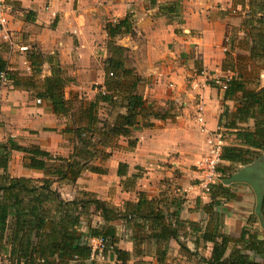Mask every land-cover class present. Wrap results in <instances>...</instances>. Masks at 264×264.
<instances>
[{
  "label": "crops",
  "instance_id": "crops-1",
  "mask_svg": "<svg viewBox=\"0 0 264 264\" xmlns=\"http://www.w3.org/2000/svg\"><path fill=\"white\" fill-rule=\"evenodd\" d=\"M6 3L8 24L0 32V58L6 61L13 79L0 91V117L5 121L0 123V141L11 137L18 142L29 131L40 133L54 129L59 119L64 118L61 133L67 136L70 149L61 157H68L73 146L71 137L62 131L72 124L78 109L71 110L68 115H57L49 102L37 98L34 91L23 86L22 81L32 74L28 51L53 55L71 80L65 87V98L79 99L80 105L86 107L105 91L112 46L123 47L124 65L141 78L146 103L157 111H167L168 116L164 120L150 118L152 126L134 129L132 135L138 139L134 148L128 147L127 138H118L116 147L106 149L111 156L99 164L106 170L104 173L84 170L74 184L63 182L55 186L81 184L80 191L92 192L116 207L125 201H136L137 191L160 199L168 206L162 204L164 211L172 212L179 204L178 217L186 222L180 230L179 241L192 253L172 239L163 264H202V258H208L212 250V243L202 238L211 218L203 206L211 199L209 191L206 192L199 181L195 166L201 150L207 148V138L220 128L219 119L224 108L227 107L229 113L235 110V102L223 99L224 90L212 78L224 80L232 75L222 69L225 51H230L232 56L242 53L240 48L250 29V12L255 10L254 0H155L154 4L150 0H7ZM127 15L132 21L133 34L110 39L106 25ZM19 46H27L29 50L20 52ZM41 73L40 78L51 75L48 62L42 64ZM262 78L264 71L260 74V86H264ZM99 105L107 108L108 113L103 117L99 111L104 109ZM198 105L203 110L204 130L195 120ZM97 109L98 117L110 124L119 113L126 111L103 101L97 104ZM224 133L223 143L238 144L232 130ZM260 157L264 161V150L255 160ZM253 162L245 166L221 163L231 165L228 171L231 176L246 172L251 179L230 184L224 182L226 179L222 181L231 187L235 197L223 200L217 209L222 220L219 232L233 238H238L245 228L264 229L253 181L260 175L249 174ZM119 163L128 165V177L134 173L140 175L132 188H125L124 178L117 176ZM174 170L180 173L179 179H169ZM26 171L28 173L20 176H42L41 172L27 168ZM87 173L101 176L99 182L86 181ZM218 181L220 177L214 183ZM263 185L260 183L262 195ZM96 220L99 219L95 218L93 224ZM114 225L118 248L131 253L126 264H159L154 245H148L147 251L142 250L144 255H134L131 231L121 221H115ZM1 259L9 264L6 255ZM92 260L94 264H116L107 256L96 255Z\"/></svg>",
  "mask_w": 264,
  "mask_h": 264
},
{
  "label": "trees",
  "instance_id": "trees-1",
  "mask_svg": "<svg viewBox=\"0 0 264 264\" xmlns=\"http://www.w3.org/2000/svg\"><path fill=\"white\" fill-rule=\"evenodd\" d=\"M150 3L154 4L155 0ZM254 6L255 10L250 12L249 32L240 48L242 53L232 56L226 49L222 63V69L232 74L224 79L223 99L233 100L235 110L229 113L228 108H224L219 129L222 140L224 132L232 130L238 144L223 143L217 166L220 181L209 185L211 201L203 209L211 218L202 238L212 243V250L208 258H202V264H264V229L245 228L238 238H233L219 232L222 220L217 210L224 201L235 197L231 187L222 182L231 176L232 173H228L231 165L221 163L245 166L264 150V86H260V74L264 71V0H254ZM132 26L130 15H127L114 24L108 23L106 32L113 39L118 35L133 34ZM124 50L112 46L104 93H99L86 107L80 105L72 124L62 131L71 137L69 140L73 145L68 157L56 156L35 144L22 145L11 137L0 141V257L6 255L9 264H94L90 238L101 239L105 246L103 254L116 264H126L131 253L118 248L115 221H121L131 231L134 255H144L142 250L147 251L148 245H154L156 261L163 264L172 239L192 253L179 241L180 230L186 222L178 217L177 203L174 211H164L163 205L168 206L160 199L149 198L146 192L137 191L136 201H125L116 207L86 190L66 200L55 186L63 182L74 184L84 170L104 173L106 170L99 164L111 156L106 149L112 148L118 138H127L128 147L134 148L138 141L132 135L134 129L152 126L150 118H167V111H157L146 103L141 78L124 65ZM27 54L32 74L22 81L23 86L34 91L37 98L49 102L55 114H70L72 101L65 98V87L71 80L58 60L35 50ZM44 62L50 64L51 75L40 78ZM3 71L13 79L6 61L0 58V73ZM100 101L126 111L119 113L110 124L97 115ZM13 152L22 153L23 166L41 172L42 176L10 175L8 167ZM127 167L126 163H119L117 176L124 178L125 188H132L140 175L134 173L128 177ZM261 216L264 221V195ZM95 218L99 220L93 224ZM0 264H5L2 259Z\"/></svg>",
  "mask_w": 264,
  "mask_h": 264
},
{
  "label": "rangeland",
  "instance_id": "rangeland-1",
  "mask_svg": "<svg viewBox=\"0 0 264 264\" xmlns=\"http://www.w3.org/2000/svg\"><path fill=\"white\" fill-rule=\"evenodd\" d=\"M42 75V73H41ZM264 78L261 79V83L263 81ZM7 86V85H6ZM69 95V94H68ZM84 99V96H82V101ZM34 103H35V98L33 99ZM79 99H74L70 104H71V110L74 111L75 109H78L80 103H79ZM99 107L101 109L104 110H100L99 114L101 115V117L105 116V114L108 113V111H106L107 108L100 106ZM107 112V113H106ZM64 118H60L59 121L54 125V129L51 130H43L42 132H34V131H29L27 134H23L20 138V141L23 143V145H31V144H35L40 146L41 148L47 149L49 150L52 154L57 155V156H65L68 154L69 149H70V145L67 142V136L63 135L61 133V129L63 128V124H64ZM205 122V121H204ZM0 123L4 124L5 121L2 120V118L0 117ZM121 142V141H120ZM118 145V141H115L114 146L116 147ZM206 149L201 150V157L203 154L206 153ZM264 161L262 160V158L260 157V159H257L253 162L252 165H250V170H249V174L254 175H260L259 178H257L255 180V182L259 183H264ZM23 162H22V154L19 153H13L12 154V159L11 162L9 164V169L8 172L10 175L12 176H20L23 174L28 173L26 171V168H24L22 166ZM169 167L172 168V165H169ZM142 171V169H140ZM139 170V172H141ZM31 173V172H30ZM173 173V176H171V178L169 179H179L180 177V173L177 171H171V174ZM40 176V175H38ZM37 175H32L30 177H38ZM87 177L86 181H89V183H98L101 176H97V175H92V174H88L87 173ZM162 181V180H161ZM116 184V182H113ZM81 184H75L74 186H67V185H58V189L62 195V197L64 199H71L72 197L78 195V192L81 190L80 188ZM264 187V185H263ZM95 220V219H94ZM105 261V260H104ZM107 261V260H106ZM104 264V263H101ZM108 264V263H106Z\"/></svg>",
  "mask_w": 264,
  "mask_h": 264
},
{
  "label": "built area",
  "instance_id": "built-area-1",
  "mask_svg": "<svg viewBox=\"0 0 264 264\" xmlns=\"http://www.w3.org/2000/svg\"><path fill=\"white\" fill-rule=\"evenodd\" d=\"M6 2L7 0H0V32L3 31L8 24L6 17L8 6ZM18 50L20 52H27L29 48L27 46H19ZM9 80L10 79L6 71L0 73V91L1 89L5 88L6 85L9 84ZM212 80L217 83L223 90L225 89L226 86L223 79L213 77ZM37 103H40V99H37ZM195 120L200 125V129L204 130L205 122L201 105H198L195 114ZM222 145V130L218 129L215 134L207 138V151L205 154L202 155V157H200L199 161L195 166L199 181L202 183L203 188L206 192L209 191V185L217 181L220 177V174L217 172V166L220 162V153ZM89 245L93 251L91 259H94L96 255L102 258L105 257V255L103 254L105 246L101 239L90 238Z\"/></svg>",
  "mask_w": 264,
  "mask_h": 264
},
{
  "label": "water",
  "instance_id": "water-1",
  "mask_svg": "<svg viewBox=\"0 0 264 264\" xmlns=\"http://www.w3.org/2000/svg\"><path fill=\"white\" fill-rule=\"evenodd\" d=\"M236 181H246V182H249L251 181V179L248 177V175L246 174V172H241V173H236L234 175H232L230 178L226 179L224 182L226 184H230V183H233V182H236ZM254 181V185H255V191H256V194H257V204H258V211L261 215V202H262V193H261V189H260V185L259 183L255 182Z\"/></svg>",
  "mask_w": 264,
  "mask_h": 264
}]
</instances>
